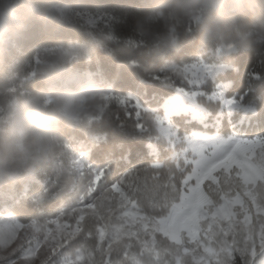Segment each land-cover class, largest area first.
I'll return each instance as SVG.
<instances>
[{"label": "trees", "instance_id": "trees-1", "mask_svg": "<svg viewBox=\"0 0 264 264\" xmlns=\"http://www.w3.org/2000/svg\"><path fill=\"white\" fill-rule=\"evenodd\" d=\"M46 10L69 6L73 0H41ZM146 0H75V10L102 13L108 16L94 27L69 19L56 21L47 14L33 19L8 59L2 74V86L11 95H20L40 84L39 74L29 76L35 58L45 49H61L70 55L68 63L81 71L99 76L104 93L126 98V107L113 102L99 119L86 121L60 130V142L67 145L61 154V167L51 164L42 168L35 181L27 187L15 185L0 188V215L11 213L20 222L53 220L75 206L83 195L87 177L76 178L64 167L71 154H82L92 167L116 168L120 174L160 164L174 166L185 143L175 146L158 136L153 119L162 114L165 101L175 95L181 85L178 78L169 77L170 64L184 65L205 59L221 64L225 69L215 75L213 83L225 85L224 96L235 97L251 110L236 109L221 116L219 102H199L208 108L210 116L220 117L215 128L173 114L170 123L180 138L193 131L227 135L238 131L244 135H264V36L258 33L238 34L234 39L200 46L195 23L185 27L179 46L163 57L153 58L143 53L144 41L132 26L136 15L146 10ZM222 45H232L228 53L218 54ZM132 53V54H131ZM247 62L242 66L241 57ZM208 88V86H207ZM137 107L139 118L126 113ZM55 181V183H54Z\"/></svg>", "mask_w": 264, "mask_h": 264}, {"label": "snow or ice", "instance_id": "snow-or-ice-1", "mask_svg": "<svg viewBox=\"0 0 264 264\" xmlns=\"http://www.w3.org/2000/svg\"><path fill=\"white\" fill-rule=\"evenodd\" d=\"M102 100V113L127 106L111 93ZM126 114L139 118L137 107ZM66 148L58 142L53 164ZM64 170L87 177L78 203L44 222L0 216V264H264V136L205 145L171 167L120 174L77 157Z\"/></svg>", "mask_w": 264, "mask_h": 264}, {"label": "clouds", "instance_id": "clouds-1", "mask_svg": "<svg viewBox=\"0 0 264 264\" xmlns=\"http://www.w3.org/2000/svg\"><path fill=\"white\" fill-rule=\"evenodd\" d=\"M145 4L147 10L134 16L132 26L144 41L143 53L153 58L176 49L192 23L200 46L248 32L264 36V0H146ZM74 5L75 0L46 10L41 0H0V81L29 23L45 14L66 20ZM69 60L65 50L42 57L35 66L39 86L23 94L11 95L0 83V188L27 187L53 163L62 128L104 113V81L71 66Z\"/></svg>", "mask_w": 264, "mask_h": 264}, {"label": "rangeland", "instance_id": "rangeland-1", "mask_svg": "<svg viewBox=\"0 0 264 264\" xmlns=\"http://www.w3.org/2000/svg\"><path fill=\"white\" fill-rule=\"evenodd\" d=\"M81 16H92V17H102L103 19L98 20L95 24H88L81 19ZM71 21L80 22L87 27H94L100 24L103 21H107L108 16L102 13L84 11V10H73V14L70 18ZM233 49L232 45H222L218 47L217 53L223 54L228 53ZM46 50V49H45ZM43 50L40 54L43 56ZM55 53L57 50L55 49ZM225 69V66L221 64L210 63L205 59H200L196 62L189 64L178 65L170 64L168 66L169 77L178 78L181 84L177 88V91L174 96L169 97L162 106V114L156 116L153 121L155 124L156 132L158 136L165 138L171 146H175L180 141L185 143V147L180 153V156L184 158L187 153L192 152L194 149H199L205 145H211L213 143H219L222 141H227L232 137H239L244 135L238 131H232L230 134L223 135L214 131L213 133H208L207 131H193L183 138H180L177 135V132L172 127L170 123V116L173 114H184L188 115L190 119L196 120L208 126L212 124L215 128H218L220 124V117H212L211 121H206L210 116L208 108L202 105L199 100L204 96L207 100L212 102H219L221 111L218 116L227 114L230 115L233 110L244 109L251 110V106L243 105L239 99L235 97L227 98L224 96L225 85L222 83H213L215 75L218 72H221ZM38 74V73H36ZM208 86V88H207ZM212 93H216L215 96H212ZM122 98V97H120ZM125 102L130 104L126 98H122ZM131 103V107L134 106ZM125 106V105H124ZM138 107V106H137ZM139 108V107H138ZM139 111V110H138ZM140 113V111H139ZM101 117V116H100ZM99 117V118H100ZM98 118V119H99ZM95 120V119H93ZM92 121V120H90ZM264 136V135H261ZM79 157L83 162H85L82 154H71L68 158V164L72 159ZM74 176L78 179L83 176H80L78 171H72ZM4 216L7 219V215ZM13 216V215H12ZM14 217V216H13ZM19 221L16 217H14ZM39 222H44L48 220H34Z\"/></svg>", "mask_w": 264, "mask_h": 264}]
</instances>
